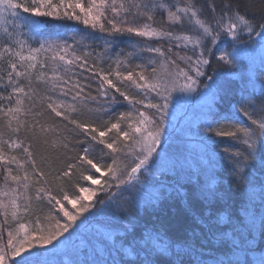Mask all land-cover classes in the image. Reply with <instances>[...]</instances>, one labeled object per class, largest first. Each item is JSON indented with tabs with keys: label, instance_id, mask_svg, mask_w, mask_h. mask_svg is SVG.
Listing matches in <instances>:
<instances>
[{
	"label": "snow or ice",
	"instance_id": "6c2138e0",
	"mask_svg": "<svg viewBox=\"0 0 264 264\" xmlns=\"http://www.w3.org/2000/svg\"><path fill=\"white\" fill-rule=\"evenodd\" d=\"M0 264H264V0H0Z\"/></svg>",
	"mask_w": 264,
	"mask_h": 264
},
{
	"label": "trees",
	"instance_id": "16d2710c",
	"mask_svg": "<svg viewBox=\"0 0 264 264\" xmlns=\"http://www.w3.org/2000/svg\"><path fill=\"white\" fill-rule=\"evenodd\" d=\"M35 46V45H34Z\"/></svg>",
	"mask_w": 264,
	"mask_h": 264
}]
</instances>
